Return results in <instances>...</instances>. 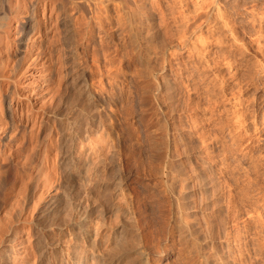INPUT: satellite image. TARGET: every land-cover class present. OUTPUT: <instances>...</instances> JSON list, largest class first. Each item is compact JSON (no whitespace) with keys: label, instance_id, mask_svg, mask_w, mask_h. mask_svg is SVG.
<instances>
[{"label":"rangeland","instance_id":"obj_1","mask_svg":"<svg viewBox=\"0 0 264 264\" xmlns=\"http://www.w3.org/2000/svg\"><path fill=\"white\" fill-rule=\"evenodd\" d=\"M57 10L41 117L11 140L0 80V264H264V0Z\"/></svg>","mask_w":264,"mask_h":264},{"label":"bare ground","instance_id":"obj_2","mask_svg":"<svg viewBox=\"0 0 264 264\" xmlns=\"http://www.w3.org/2000/svg\"><path fill=\"white\" fill-rule=\"evenodd\" d=\"M58 1L59 0H0V27H3L6 24L7 26H12V24L14 25L13 28L10 27L11 29L4 31L6 37L8 38L7 43L9 45L7 46L11 49V52H8L9 59L11 60L9 63L7 62L9 59H7V61L5 60V63H2L3 66L6 64V70L4 73L2 71L0 76L1 81H6L5 85L1 84V89L3 90L2 95L7 102V109L9 110V113L7 114L10 120L9 130L7 132L9 139L13 133L17 132L16 130L19 124L17 118H20L23 114H25L28 121H32L34 119L36 121L38 117H41V110H37V112L35 111L36 108L34 107V104H36L35 101L37 99H34V96L38 93V90H49V86L52 84L51 79L48 76L49 73L46 70L50 66L49 64L52 57L51 53H53V47L50 48L51 46L49 45V32L53 26L51 25L49 27L48 23L54 17L53 23L56 24L59 17V11L57 10ZM48 10L49 12L47 14ZM20 12L23 13L22 17L19 16ZM2 20L4 21L2 22ZM58 22L59 25L63 24V21ZM3 35L4 34H2V36ZM40 66L43 67V69H41V73H43L40 75V81L37 82L36 78L38 77V74L36 73H38ZM60 67L62 69V66ZM34 83H37L35 84V87ZM59 83L60 82H58V84ZM29 85L33 87H30ZM113 100V97L110 95L98 94L96 95L94 101L97 106H99L102 110H105L109 107ZM46 103L47 102L44 104ZM135 121L137 126H141L143 123L142 116L136 117ZM64 159L63 169L65 173H68L67 164L70 157L64 156ZM14 187H16V185ZM23 189L24 188L20 187L14 188L15 193L11 198L13 202L18 200L20 195H23V191H25L24 196H26L27 191ZM44 202V208L41 211V215L43 218H48L54 211L55 204L51 197L47 198ZM42 252L43 250L41 253Z\"/></svg>","mask_w":264,"mask_h":264}]
</instances>
